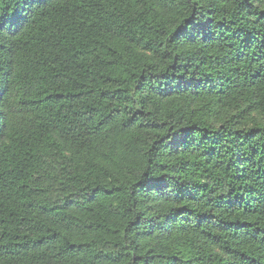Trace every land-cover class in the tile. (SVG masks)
Segmentation results:
<instances>
[{"label": "trees", "instance_id": "1", "mask_svg": "<svg viewBox=\"0 0 264 264\" xmlns=\"http://www.w3.org/2000/svg\"><path fill=\"white\" fill-rule=\"evenodd\" d=\"M0 264H264V0H0Z\"/></svg>", "mask_w": 264, "mask_h": 264}]
</instances>
